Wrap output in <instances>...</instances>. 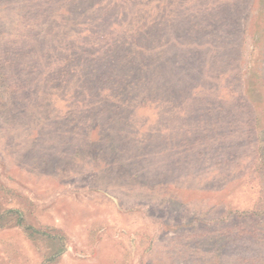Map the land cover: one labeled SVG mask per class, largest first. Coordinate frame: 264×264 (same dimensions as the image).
Segmentation results:
<instances>
[{
	"label": "rangeland",
	"instance_id": "obj_1",
	"mask_svg": "<svg viewBox=\"0 0 264 264\" xmlns=\"http://www.w3.org/2000/svg\"><path fill=\"white\" fill-rule=\"evenodd\" d=\"M0 228V264H264V0H0Z\"/></svg>",
	"mask_w": 264,
	"mask_h": 264
},
{
	"label": "trees",
	"instance_id": "obj_2",
	"mask_svg": "<svg viewBox=\"0 0 264 264\" xmlns=\"http://www.w3.org/2000/svg\"><path fill=\"white\" fill-rule=\"evenodd\" d=\"M251 103L253 104L254 102H251ZM12 212H14V211L13 210L7 211V213H9V214L12 213ZM15 219H16V222L14 224H11V225L12 226H22L23 227L22 220H21L22 218L20 217V214H17ZM25 229H29V228H25ZM28 236H29V234H28Z\"/></svg>",
	"mask_w": 264,
	"mask_h": 264
}]
</instances>
